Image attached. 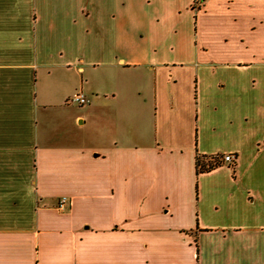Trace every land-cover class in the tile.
I'll return each mask as SVG.
<instances>
[{
	"label": "crops",
	"instance_id": "0c3cea01",
	"mask_svg": "<svg viewBox=\"0 0 264 264\" xmlns=\"http://www.w3.org/2000/svg\"><path fill=\"white\" fill-rule=\"evenodd\" d=\"M262 55L264 0H0V264H264Z\"/></svg>",
	"mask_w": 264,
	"mask_h": 264
},
{
	"label": "rangeland",
	"instance_id": "374dc122",
	"mask_svg": "<svg viewBox=\"0 0 264 264\" xmlns=\"http://www.w3.org/2000/svg\"><path fill=\"white\" fill-rule=\"evenodd\" d=\"M243 21H238L235 24L236 28V33H239L241 30H244L243 27ZM246 38H252L253 40H258L259 39V43L262 42L260 40L259 37H213L212 39H214V43H213V50H217L219 49V45H223L227 48H231L233 50L235 49H239L240 47H242V41ZM189 39V37H181V43H182V51H185V45L187 43V40ZM262 58H264V55H262ZM262 80H263V87H264V74L262 75ZM263 97H264V88H263ZM263 124H264V118H263ZM262 138L264 139V129L262 131ZM226 167V166H225ZM223 173H226L225 171ZM226 174H224L225 176ZM264 216V214H263Z\"/></svg>",
	"mask_w": 264,
	"mask_h": 264
},
{
	"label": "built area",
	"instance_id": "2783aa9c",
	"mask_svg": "<svg viewBox=\"0 0 264 264\" xmlns=\"http://www.w3.org/2000/svg\"><path fill=\"white\" fill-rule=\"evenodd\" d=\"M69 102L72 104L83 106L85 104H88L89 100L85 97L84 94L78 93V94H75L73 97H71ZM213 157H219V160L221 163L232 164L235 162V157L233 154L214 155ZM69 204H70V201L67 197H61L57 204V208L60 211L65 212L68 210Z\"/></svg>",
	"mask_w": 264,
	"mask_h": 264
},
{
	"label": "trees",
	"instance_id": "16d2710c",
	"mask_svg": "<svg viewBox=\"0 0 264 264\" xmlns=\"http://www.w3.org/2000/svg\"><path fill=\"white\" fill-rule=\"evenodd\" d=\"M196 158V174L208 173L222 165L219 157L197 155Z\"/></svg>",
	"mask_w": 264,
	"mask_h": 264
}]
</instances>
